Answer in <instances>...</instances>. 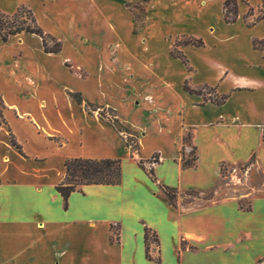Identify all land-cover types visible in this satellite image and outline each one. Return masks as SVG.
<instances>
[{
	"label": "crops",
	"instance_id": "1",
	"mask_svg": "<svg viewBox=\"0 0 264 264\" xmlns=\"http://www.w3.org/2000/svg\"><path fill=\"white\" fill-rule=\"evenodd\" d=\"M224 1L170 0L173 14L168 15L169 6L163 10L154 0L144 35L161 42L158 52L146 46L144 56L135 55L132 40L125 38L134 54L125 59L122 72L106 62L92 80H78L63 62L98 69L94 56L75 47L76 41L106 29L111 33L105 41L119 40L117 9L111 15L109 8L92 15L78 0H57L61 9L43 18L46 34H69V40H59L57 53L45 52L41 38L33 34L0 38L5 120L0 126V264H252L264 255V199L252 213L239 212L231 203L186 213L159 195L160 186L208 189L219 163L245 160L255 150L263 159L264 19L253 18L264 13V0H237V19L231 23L223 17ZM2 5L13 10L0 8L6 14L21 6L32 11L24 0H0ZM138 33L132 30L136 39ZM166 34L192 36L203 46H181L184 64L169 54L175 43L165 41ZM31 76L35 89L27 81ZM184 84L194 91L209 88L225 101H206L202 94L186 92ZM113 85L119 87L117 94ZM65 89L77 92L70 98ZM80 93L87 104H111L106 106L118 112V120L139 135L143 164L152 155L160 157L149 168L154 179L131 158L109 124L79 105L73 95L80 98ZM127 111L137 115L130 118ZM190 129L197 164L185 169L180 152ZM11 136L20 150L11 145ZM72 158L120 159V184L84 185L64 201L56 186L63 180L65 160ZM145 229L154 234L147 252ZM241 231L247 240H240Z\"/></svg>",
	"mask_w": 264,
	"mask_h": 264
},
{
	"label": "rangeland",
	"instance_id": "2",
	"mask_svg": "<svg viewBox=\"0 0 264 264\" xmlns=\"http://www.w3.org/2000/svg\"><path fill=\"white\" fill-rule=\"evenodd\" d=\"M28 6L32 9L37 23L42 27L43 31L47 33L48 26L44 23L43 18L48 17L49 11H55L60 8L61 9V3L58 5L57 0H24ZM157 7L165 10L167 6L170 4V0H157ZM37 2V3H36ZM79 3H83L84 6L88 7V10L90 12L94 11L93 13H90L92 15H98L97 12L99 10L108 9V13L114 14L115 10L117 9V14L115 16L118 25H116V32L119 36V40L117 38L110 40L109 42L105 41V37L108 33H111L109 29L104 30L105 33L98 32L95 35L91 36H82L78 37L76 42L80 43L76 45L78 48H82L85 52V54H90L91 56H94V58L98 62V69L92 70L90 67L77 63L73 60H64L63 66L64 68L69 71L72 76L76 77L78 80L84 81V80H92L93 78H97L94 74L95 71L99 72V67L101 65H104L106 62H109L110 64L114 65L115 68L119 69L121 72L125 68L124 67V61L129 57V54H134L131 50L134 48L136 49L135 55H141L144 56L146 52V46L150 48V52H158L159 48L161 47V42H158L156 37L153 39H147L144 35L145 27L149 19V13L152 8V5L154 3V0H78ZM64 4V3H62ZM65 5V4H64ZM53 6V8H52ZM57 6V7H56ZM66 6V5H65ZM107 7V8H106ZM0 8L6 12H13V10H10L8 7L0 6ZM231 8V7H230ZM54 9V10H53ZM171 7L169 6V8ZM60 11V10H59ZM97 11V12H95ZM173 9L170 11H167V14H173ZM257 14V13H256ZM255 14V15H256ZM260 16V14L257 15V17L253 18V20L257 19ZM170 20L168 19L167 23H169ZM134 26H137V28H140V37L136 39L132 35V30ZM138 28V29H139ZM170 30V29H169ZM106 34V35H105ZM157 35V32H155ZM52 37L55 38L56 41H59L60 39H63L62 34H50ZM38 38V37H37ZM132 40L134 47L130 48L128 47V44L126 43V40ZM165 41H171L172 43L176 42L180 43L184 40L183 37H177L176 39L174 36H169V34H166L164 36ZM175 39V40H174ZM40 40V38H39ZM55 40H48V47H54ZM64 40H69V34L64 38ZM41 41V40H40ZM62 43V42H61ZM180 47H177V50H180ZM144 48V49H142ZM42 49V47H41ZM174 49L173 45L171 44L169 48V54L170 51ZM43 50V49H42ZM68 53H71L68 51ZM134 55V57H135ZM25 72H27V68L24 67ZM126 70H129V67L126 68ZM123 80H126L127 82L129 80L128 76H124ZM131 80V77H130ZM28 83L30 86L35 89L37 85L36 79L31 76L27 78ZM53 79L51 78V82ZM56 84V83H55ZM59 83H57L58 86ZM130 86V84H129ZM64 89V88H63ZM111 90H115L114 93H116V90L119 92V87L116 85H113ZM72 98V93L77 92V90H73L69 93L68 89L62 90ZM129 92V88H125L123 92ZM203 95V99L208 98H214L215 94L214 91L210 90L209 88H201L198 90ZM126 92V93H127ZM26 96L30 94V92H25ZM80 99L81 102L79 105H83V109L90 115H97L98 113H104V115L107 117L106 119H109L110 117V109L111 105L107 102H98L94 101L91 102L92 106L87 107L85 105L87 104V98L84 93H80ZM130 95V93H127ZM135 98L133 97L131 99V104L135 105L134 102ZM140 101V99H138ZM137 101V102H138ZM115 110V109H114ZM116 111V110H115ZM126 115H128L130 118H134L137 114L125 112ZM118 112H115V117L118 119ZM99 117V116H98ZM100 118V117H99ZM106 119H102L106 124L108 121ZM121 125H123L126 129H128L124 124L121 123L120 120H118ZM129 130V129H128ZM120 138L124 141L126 146L129 148L130 156L133 158V160H136L137 162L141 161L138 157V138L139 135L137 133H132L130 130L129 132H120L118 133ZM262 139V136H261ZM183 142V150L180 152V163L181 166L185 169L187 168H195L196 166V150L193 143V131L190 129L188 131H185V134L182 138ZM150 142L149 144H151ZM260 149L264 152V146L262 143V140H260ZM187 148L188 152L185 153V149ZM2 156H4V153H2ZM253 157V158H252ZM251 155L245 159V160H239L234 159L232 162H221L218 164V175L216 177V180L214 181L213 185L204 190H188V191H179L174 190L173 194L175 195L174 203L169 204L170 206L174 207L176 210H183L186 213L193 212L197 209L205 208V207H211L215 205H225V204H234L236 205V209L239 212L242 213H252L256 210V205L259 199H264V153H263V159H260L258 157L257 150L254 151V156ZM155 160V162H153ZM160 157L158 155H152V157L149 159L148 162L142 164L143 167L146 169H149L153 167L154 165L158 164L160 162ZM154 163V164H153ZM186 163L187 166H183V164ZM0 181H2L0 179ZM160 197L166 200L163 193L161 192L160 188ZM252 223V222H250ZM249 223V224H250ZM114 230H116L117 226L114 225ZM115 234V232H114ZM247 233H243L241 231L240 240L245 241L247 240L248 236ZM255 239H251L248 241H254ZM184 247H187V244L184 243ZM188 248V247H187ZM152 256H155L151 254ZM252 264H264V255L259 256V258H255Z\"/></svg>",
	"mask_w": 264,
	"mask_h": 264
},
{
	"label": "trees",
	"instance_id": "3",
	"mask_svg": "<svg viewBox=\"0 0 264 264\" xmlns=\"http://www.w3.org/2000/svg\"><path fill=\"white\" fill-rule=\"evenodd\" d=\"M231 7V8H230ZM223 17L225 22L231 23L236 21L237 19V0H225L223 3ZM264 19V13L260 14V16L255 20ZM139 28V27H138ZM134 26L133 33H138L140 28ZM22 32L36 35L41 38L42 44L45 52L48 53H57L61 50V43L56 41L54 37L49 34L44 33V31L38 26L36 20L33 16L32 11L25 7H19L13 14H6L0 11V38L3 41H7V39L11 36H15ZM184 40L180 43L176 42L173 45L174 49L170 51V55L174 58H179L184 64L187 63L186 57L182 54L181 51L177 50L179 46H195L201 47L203 46V42L201 39L194 38L192 36H182ZM48 40H55L54 47H48ZM254 46L258 47L259 43L254 42ZM184 90L186 92L194 93V94H202L199 91L191 90L186 84H184ZM74 99L77 102H80V98L78 94L73 95ZM206 101H211L216 105H222L225 101L224 96L215 95L214 98L205 99ZM88 106H91L88 104ZM3 109L4 105L0 98V126L5 124V120L3 118ZM110 117L104 115V113H98V116L101 119H106L109 124L117 133L122 131L127 132L128 130L119 123L118 119L115 117V112L110 109L109 111ZM262 143L264 146V128L262 130ZM10 143L12 146L16 147L20 150V147L16 144L13 137L11 136ZM253 158V157H252ZM155 162V160L153 161ZM140 166H142L143 161L139 162ZM183 166H187L186 163ZM65 173L63 180L56 186V191L60 194L64 201H67L68 197L73 192H79L80 188L84 185H118L121 182V160L120 159H81V158H72L67 159L64 162ZM145 169V168H144ZM148 175L153 178V172L151 169L146 170ZM161 192L164 197L168 201V204H173L175 195L173 191L175 189L160 186ZM150 234L152 238L150 237ZM154 240V234L150 232L149 229H145L144 233V243L146 247V252L149 249L150 241Z\"/></svg>",
	"mask_w": 264,
	"mask_h": 264
},
{
	"label": "built area",
	"instance_id": "4",
	"mask_svg": "<svg viewBox=\"0 0 264 264\" xmlns=\"http://www.w3.org/2000/svg\"><path fill=\"white\" fill-rule=\"evenodd\" d=\"M154 164V163H153Z\"/></svg>",
	"mask_w": 264,
	"mask_h": 264
}]
</instances>
